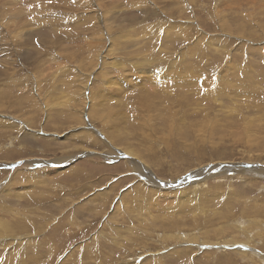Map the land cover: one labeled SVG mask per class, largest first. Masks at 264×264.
<instances>
[{
    "label": "rangeland",
    "instance_id": "obj_1",
    "mask_svg": "<svg viewBox=\"0 0 264 264\" xmlns=\"http://www.w3.org/2000/svg\"><path fill=\"white\" fill-rule=\"evenodd\" d=\"M0 264H264V0H0Z\"/></svg>",
    "mask_w": 264,
    "mask_h": 264
},
{
    "label": "bare ground",
    "instance_id": "obj_2",
    "mask_svg": "<svg viewBox=\"0 0 264 264\" xmlns=\"http://www.w3.org/2000/svg\"><path fill=\"white\" fill-rule=\"evenodd\" d=\"M2 71V70H1ZM11 77V76H10ZM2 78V77H1ZM111 83V82H110ZM109 83V84H110ZM114 85V84H113ZM118 86H119V84H117ZM45 108H46V112H48L49 110H50V108H49V106L48 105H45ZM50 114V113H49ZM33 122V121H32ZM4 125H8V126H10L9 124H4ZM36 125V124H35ZM11 127H13V128H16V126H15V124L14 125H11ZM27 135H30V134H26L25 136H27ZM30 136H35V135H30ZM24 140H26V138L24 139ZM19 141V140H18ZM15 149V148H14ZM24 151H26V149H21V151H15V153L17 152V153H19V154H24ZM14 153V154H15ZM132 153V152H131ZM81 175H82V173H80ZM81 175H79L80 176V179H81ZM83 178V177H82ZM105 180H102L101 182L99 181V183H103ZM40 256V255H39ZM44 256V255H43Z\"/></svg>",
    "mask_w": 264,
    "mask_h": 264
}]
</instances>
